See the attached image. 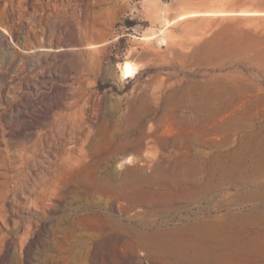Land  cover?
Returning <instances> with one entry per match:
<instances>
[{
    "label": "rangeland",
    "instance_id": "rangeland-1",
    "mask_svg": "<svg viewBox=\"0 0 264 264\" xmlns=\"http://www.w3.org/2000/svg\"><path fill=\"white\" fill-rule=\"evenodd\" d=\"M182 89L261 101L235 131L206 134L221 148L195 157L185 138H148L126 163L114 149L127 137L192 136L230 117L160 118ZM255 150L264 0H0V264H264Z\"/></svg>",
    "mask_w": 264,
    "mask_h": 264
},
{
    "label": "bare ground",
    "instance_id": "bare-ground-1",
    "mask_svg": "<svg viewBox=\"0 0 264 264\" xmlns=\"http://www.w3.org/2000/svg\"><path fill=\"white\" fill-rule=\"evenodd\" d=\"M118 66H119V70H120V74H121L122 78H124V79L134 78L136 68L131 62L125 61L124 63H122L121 65H118ZM192 100L193 99H190L188 96L185 95L184 89H182L178 94H176V95L174 94V96L169 95L163 103L164 106H163V109L161 112L162 114H161L160 118L163 119L165 117H168L171 120H173L178 126L179 125L188 126L190 124H195V125L202 124L203 121H201L197 115L202 114V113H206V112L207 113H213L215 110L218 111V113L226 114L227 115L226 117H228V116H230V117L224 118V119L218 121L217 123H215L214 127H212L213 129H210L211 130L210 132L202 131V132H198L197 134L195 133L192 136H185V134L179 135V136L173 137L171 140H168L167 138H165L161 135H148L144 131H141L139 134V137H137V138L128 139V137H127V139L125 138V139L121 140L122 142L118 146H116V148L114 149V152L118 151V153H119V150H122L124 152V154H126L124 161H126V163L129 164L136 159L135 157H133V154L141 153L143 142L148 138H151L152 140H154V142H158L159 145L163 148L166 147L168 144H170V142L173 144L178 139L185 138V140L188 141V147L192 148V149L195 148V150H194L195 153H193V155L195 157L197 155L202 156L204 154V152L201 150L198 151V149L206 148V147L211 148V146L215 144V143L213 144L212 142H209L206 139L207 133H211L214 137H219L222 134L227 133L229 131L230 132L235 131L236 130L235 127L241 126V124L245 120V116L248 115V112H251V109L254 106L252 103L254 101L256 103H260L258 101H261L260 98H256L253 101L252 100L251 101H249V100L238 101L236 104L233 102H230L229 105H226V104L222 103L221 100H223V99L221 97L210 98L207 100H197V101H192ZM223 101H225V99ZM144 102H146V101L145 100L142 101V104H144ZM172 108L173 109L174 108L175 109H183V110L186 109L189 111L188 112L189 114L191 113V115L186 116V115H182V114L181 115L176 114L171 110ZM239 110H241V112ZM144 112H145L144 109H136L131 114V117L129 119L130 120L137 119V117L141 113H144ZM194 115H196V116H194ZM141 117H143V116H141ZM128 122H129V120H128ZM232 135H234V134H232ZM249 138H251V137L246 135V136H243L242 140L244 142L246 139H249ZM225 139L222 141L221 144L216 143L215 145L218 146V148L223 147L224 145H226L227 140H225ZM249 148H250V146L247 143L243 144V146L240 149L231 153V155H230L231 159L234 160L238 156L244 155L245 152L250 150ZM115 153H117V152H115ZM253 155H257L258 159H259L256 161L257 173L264 171V155L259 154L258 150L253 151ZM220 158H221V154H217L216 156H214L212 159V164H216L219 166L221 164ZM233 168H234V166L230 165L229 168L224 167L221 169V171L225 172L226 170H230Z\"/></svg>",
    "mask_w": 264,
    "mask_h": 264
}]
</instances>
